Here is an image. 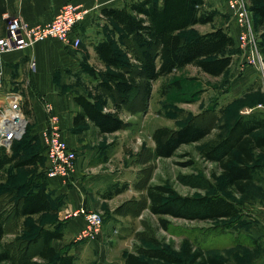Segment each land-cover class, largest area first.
Returning <instances> with one entry per match:
<instances>
[{"label":"rangeland","instance_id":"obj_1","mask_svg":"<svg viewBox=\"0 0 264 264\" xmlns=\"http://www.w3.org/2000/svg\"><path fill=\"white\" fill-rule=\"evenodd\" d=\"M248 6L253 10L250 0ZM202 12L213 15V21L191 26L179 33L190 37L210 31L228 23L232 17L223 0L218 3L209 0ZM255 25L264 56V27L258 26L256 22ZM112 30L116 47L124 52V57L132 65V71L137 74L138 47L129 38L122 39L119 28L113 26ZM49 39L39 40L36 44ZM88 42L86 40L84 44ZM228 52L234 54L236 51L230 49ZM238 52L241 55V50ZM97 61L90 54L83 59L84 71L99 78L97 82L90 81L87 85L89 80H84L79 72L74 74L75 82L71 86H83L82 89L86 88L88 95H103L107 101L104 110L113 113L115 106L112 97L98 86L102 73L108 68L100 66ZM239 65H232L220 77L187 66L153 82L148 96L142 84L133 92L131 102L120 113L127 122L125 128L101 134L88 124L77 131L78 135L85 136L90 142L87 149L91 152L86 153V158L78 168V180L73 179L68 186L72 190L76 188L84 192L91 208L102 214L105 232L96 241L78 240L77 236L76 240H72L71 236L63 243L56 240L54 244L58 250H73L79 264H123L128 252L153 247L155 243L181 255L187 239L195 248H202L206 255L216 256L225 264H264V170H258L246 192L239 194L225 190L223 179L217 178L220 176L217 164L201 156L204 145L225 135L239 115L260 103L264 104V74L256 70L261 78L256 76L244 81ZM30 71L27 64L25 79ZM176 80L181 82V86L169 87ZM237 80L240 82L236 85ZM16 86L23 90L28 87L25 82ZM27 107L26 101L25 111ZM27 117V132L24 138L18 140L23 156L39 153L41 149L39 137L32 133L34 119ZM190 120L210 126L211 133L200 141L182 145L172 157H156L152 137L155 128L169 126L177 129ZM258 133H264V130ZM256 153L258 161H262L264 153ZM43 165L44 162L40 160L35 165L8 168L7 180H0V203L11 209L16 197L26 191V187L32 188L42 183L47 185ZM159 183H167L186 196L224 194L235 201L240 208V215L217 220H189L165 215L162 218L168 221L166 228L162 225L161 216L153 214L148 208L147 187ZM20 186L25 187L20 189ZM123 186L125 190L112 198L104 199L100 195L104 190L106 192ZM50 195L58 203L59 210L27 217L26 225L10 215L8 231L2 241L16 237L20 240L32 238L40 225L60 221L62 214L59 211L65 207L66 195L53 192ZM28 224L31 230H27ZM155 264L166 263L155 261ZM182 264L197 263L185 258Z\"/></svg>","mask_w":264,"mask_h":264},{"label":"trees","instance_id":"obj_2","mask_svg":"<svg viewBox=\"0 0 264 264\" xmlns=\"http://www.w3.org/2000/svg\"><path fill=\"white\" fill-rule=\"evenodd\" d=\"M250 1L252 16L253 11L255 13L254 24L256 22L264 27V0ZM204 3V0H135L122 7H104L102 13L116 23L122 39L127 37L138 47L139 71L137 74L132 71L131 63L124 57V52L116 47L115 40L104 39L97 43L96 53L108 68L102 73L98 86L112 97L115 112L104 110L107 101L103 95L79 94L74 97L80 107L74 117L77 130L84 129L88 121L101 133L122 130L127 122L120 113L131 102L133 92L144 84L148 96L153 82L186 66H196L212 76L226 73L233 63V53L228 50H240L235 37L226 27L219 26L190 37L179 33L196 24L213 21V15L202 12ZM174 86L179 88L181 82L176 80L169 85ZM25 112H29V109L26 108ZM260 129H264V116L261 113L241 114L225 135L211 140L202 148L201 156L217 164L220 170L217 178L223 179L225 190L244 194L257 171L262 168L256 160V151L264 153V135L256 134ZM210 133V126L194 120L177 129L159 126L152 134L155 142L153 153L156 157H172L182 145L200 141ZM38 137L40 152L29 156L21 155L18 140L14 142L11 153L0 147V180H7V169L10 167L23 168L35 165L40 160L45 161L44 146ZM125 188L109 189L103 196L112 198ZM147 198L149 210L161 216L162 225L166 228L168 221L162 218L165 215L189 220H217L240 215L235 201L224 194L186 196L167 183L149 185ZM57 210L59 205L51 198L46 183L26 187V191L16 197L11 209L0 203V264H79L68 248L58 250L54 245L55 240L64 238V222L42 224L34 231L33 237L26 240L16 237L2 241L8 231L10 215L26 225L27 217ZM28 226L27 230H31V225ZM184 243L181 255L155 243L153 247L128 252L123 264H155V261L182 264L185 258L197 264H225L216 256L206 255L202 248H195L189 240L186 239Z\"/></svg>","mask_w":264,"mask_h":264},{"label":"crops","instance_id":"obj_3","mask_svg":"<svg viewBox=\"0 0 264 264\" xmlns=\"http://www.w3.org/2000/svg\"><path fill=\"white\" fill-rule=\"evenodd\" d=\"M204 1V5H206L209 0ZM219 1L220 0H212L214 3H218ZM67 2L93 5L94 0H0V37L5 36L7 33L6 21L3 18L4 13L8 12L12 15L20 14L30 25L45 24L51 21L61 6ZM223 2L225 8L228 9L227 1L223 0ZM254 14L255 13L253 11V17ZM113 26L117 27L114 21L106 17L102 14V12L94 10L92 14L85 21L79 23L73 31V36L80 37L81 39V44L77 48L66 45L57 39H49V41L37 43L25 50H16L0 55V71L2 72L0 107H3L7 103V97L11 92H20L24 97V103L26 101L28 102L27 109H29V112H26V114L34 119V127H31L32 133L37 136H41L42 131L46 129L48 124L45 106L46 103H50L53 107V112L59 117L63 137L66 139L68 145L77 153L75 170L67 179L60 176L48 177L46 174L47 163L46 161H43L44 172L48 181L46 185L47 191L50 194L53 192L66 195L64 197L65 207H62L59 211V213L62 214L60 215V221L64 222V238L62 240H58L62 241V243L64 240L66 241L68 238L70 239L71 236L72 240H76L75 237L78 235V232L85 227L84 218L82 216H73L71 213L76 211L80 206L93 209L91 208L84 192H80L76 188L72 190L68 186L69 182L73 181V179L74 181L78 180V168L84 157L86 158V155L91 152L87 149V145L90 142L87 141L85 136L78 135V128L74 124V117L80 109V107L76 104L74 97L79 94H87L85 91L86 88L82 89L83 86L78 87L76 85H71L75 82L74 74H78L79 72L80 76L83 77L84 80H89L87 85L90 84V81H98L99 78H95L94 75H90V73L87 74L84 71L83 59L88 57L90 54L91 57H95L98 60L97 62H99L100 66H105L99 59L95 46L104 39L115 40V37H113ZM221 26L226 27L230 31V34L238 41L239 31L233 17H231V21ZM86 40L89 42L84 44ZM24 58L28 62L24 60ZM32 59L36 61L35 69H32L30 65V61ZM241 60L242 57L240 53H234L232 65L238 67ZM27 64H29L32 72L30 71L29 76H26L25 79L24 71ZM239 70L243 75L242 79L244 81L256 76L260 77L259 73L253 67H247L245 71H242L239 65ZM28 77L30 79L29 82ZM238 81L239 80L235 82L236 85ZM23 82L28 85L26 90L19 89L18 86H16ZM88 124L93 125L94 128L101 133L91 121H88ZM260 130H257L256 134L264 135V133H258ZM256 160L258 161L257 153ZM263 161L264 159L262 161H258L262 165L261 170H264ZM103 193H105V190L100 193L101 197L109 199L105 198ZM104 232L105 226L103 233L99 236V238L104 234ZM97 239L87 241H96ZM70 243L72 242L70 241ZM69 251L71 254L75 255L73 250Z\"/></svg>","mask_w":264,"mask_h":264},{"label":"built area","instance_id":"obj_4","mask_svg":"<svg viewBox=\"0 0 264 264\" xmlns=\"http://www.w3.org/2000/svg\"><path fill=\"white\" fill-rule=\"evenodd\" d=\"M135 0H94L93 5L84 3L67 2L61 6L53 19L45 24L30 25L20 14H3L6 21L7 33L0 37V55L4 53L25 50L42 39H57L60 42L79 47L80 37H74L75 27L85 21L94 10L102 12L104 7L124 6ZM233 20L238 27L237 45L241 50L240 69L253 67L264 74V56L252 12L248 6L249 0H226ZM103 14V13H102ZM32 69L36 68V61H30ZM2 72L0 71V86ZM48 124L42 131L40 139L44 146V156L47 163L46 174L48 177L60 176L69 178L75 170L77 153L71 148L63 137L59 117L53 112L50 103H46ZM261 113L264 116V104L260 103L253 109H248L243 114ZM28 117L24 110V97L20 92L10 93L7 103L0 107V147L7 152H12L15 141L23 138L27 131ZM73 216H82L85 220L83 227L77 235L78 240H94L103 233L105 220L101 213L95 209L80 206L72 212Z\"/></svg>","mask_w":264,"mask_h":264}]
</instances>
